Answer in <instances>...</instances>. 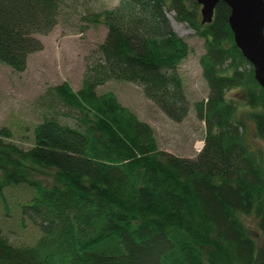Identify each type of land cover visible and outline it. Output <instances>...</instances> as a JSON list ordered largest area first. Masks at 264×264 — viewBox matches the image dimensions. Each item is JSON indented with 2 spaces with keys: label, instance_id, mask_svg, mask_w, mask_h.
<instances>
[{
  "label": "trees",
  "instance_id": "trees-1",
  "mask_svg": "<svg viewBox=\"0 0 264 264\" xmlns=\"http://www.w3.org/2000/svg\"><path fill=\"white\" fill-rule=\"evenodd\" d=\"M166 11L205 45L200 65L209 94L194 108L205 140L195 159L160 150L147 123L114 94L96 93L109 81L133 83L170 120L186 117L178 69L190 49ZM58 14V0H0V62L24 71L28 56L43 49L36 36L50 33ZM229 14L220 2L202 25L195 0H121L92 16L107 28L98 61L78 91L67 83L52 89L77 111V127L46 119L27 150L0 129V197L7 205L6 187L33 189L23 213L41 231L35 245L17 247L0 228V264H264V149H250L226 93L243 90L263 142L264 95L234 43Z\"/></svg>",
  "mask_w": 264,
  "mask_h": 264
},
{
  "label": "rangeland",
  "instance_id": "rangeland-1",
  "mask_svg": "<svg viewBox=\"0 0 264 264\" xmlns=\"http://www.w3.org/2000/svg\"><path fill=\"white\" fill-rule=\"evenodd\" d=\"M59 14L56 26L46 35H37L43 49L28 56L26 68L15 72L0 62V129L10 130L8 141L27 150L34 143V129L46 119L77 127L78 113L64 105L54 94L53 88L67 83L76 92L81 89L87 68L98 61V49L104 42L107 28L101 23L90 22L92 16L113 10L121 0H58ZM169 2L170 0H166ZM201 6L199 5V13ZM174 31L188 44L190 52L178 69L183 92L189 104L186 117L174 122L148 100L142 89L133 83L109 81L96 88L98 95L112 93L137 118L147 123L154 132L160 150L181 158L195 159L205 140V124L197 118L195 104L204 102L209 94L202 76L200 58L205 54L204 40L186 23L175 21L174 11H166ZM201 20V14H200ZM248 70L250 65H244ZM242 114L250 149H264V142L255 135L244 92L234 88L226 93ZM48 183L51 178L36 174ZM7 205L0 197V228L13 246H33L41 237V231L23 213V207L35 195L27 185L9 186L4 189ZM32 196V198H31ZM252 236L262 243L255 222L244 219Z\"/></svg>",
  "mask_w": 264,
  "mask_h": 264
},
{
  "label": "water",
  "instance_id": "water-1",
  "mask_svg": "<svg viewBox=\"0 0 264 264\" xmlns=\"http://www.w3.org/2000/svg\"><path fill=\"white\" fill-rule=\"evenodd\" d=\"M201 6V24H210L216 6L230 8L228 24L243 58L251 65L254 79L264 95V0H195Z\"/></svg>",
  "mask_w": 264,
  "mask_h": 264
},
{
  "label": "bare ground",
  "instance_id": "bare-ground-1",
  "mask_svg": "<svg viewBox=\"0 0 264 264\" xmlns=\"http://www.w3.org/2000/svg\"><path fill=\"white\" fill-rule=\"evenodd\" d=\"M259 86V85H258ZM260 87V86H259ZM262 90V89H261Z\"/></svg>",
  "mask_w": 264,
  "mask_h": 264
}]
</instances>
